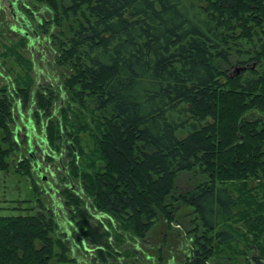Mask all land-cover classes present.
<instances>
[{
  "label": "trees",
  "instance_id": "1",
  "mask_svg": "<svg viewBox=\"0 0 264 264\" xmlns=\"http://www.w3.org/2000/svg\"><path fill=\"white\" fill-rule=\"evenodd\" d=\"M48 3L58 12L55 23H66L70 33H63L67 43L58 40V65L71 73L58 90L45 88L32 96L34 81L27 74L24 89L0 92V171L9 170L16 147L15 105L35 99L36 116L41 118L42 111L51 116L58 93H67L60 121L68 123L69 110L77 106L83 118L79 131L97 133L101 167L95 175L87 173L78 161L84 156L80 136L59 131L58 121L49 120L43 137L51 147L57 141L61 151L66 147L72 175L94 199V209L143 235L154 224L156 209L166 215L178 204L192 208L205 230L196 264H234L233 253L219 247L235 237L218 229L237 217L239 200L229 182L264 179V75L252 69L243 70L250 78L229 75L232 40L264 32V0ZM261 50L255 61L264 58V42ZM22 161L31 175L30 159ZM185 175L192 181L183 180ZM64 193L82 239L97 247L99 262L108 263L109 231L91 224L81 193L72 188ZM44 210L41 203L32 215L0 216V264H74L64 241L52 235L59 228L53 210ZM244 218L250 223L249 216ZM257 218L244 224L257 249L250 264H264V217Z\"/></svg>",
  "mask_w": 264,
  "mask_h": 264
},
{
  "label": "rangeland",
  "instance_id": "2",
  "mask_svg": "<svg viewBox=\"0 0 264 264\" xmlns=\"http://www.w3.org/2000/svg\"><path fill=\"white\" fill-rule=\"evenodd\" d=\"M57 14L48 0H0L1 93L3 90L6 92V89L9 94L24 89L27 74L34 81L31 86L32 96L45 88L58 90L63 86L71 71L68 67L58 65L62 52L58 40L67 43L63 33L66 32L68 37L70 33L66 23L62 26L55 23ZM263 42L262 31L251 40H232L234 53L233 69L229 73L231 77L244 73V78H250V71H239L243 67L257 71L259 76L264 75V58L261 62L255 61L258 53L262 52ZM25 62H29L30 66ZM58 94L60 98L54 101L51 116L44 115L43 111L41 118L36 116L39 108L35 99L28 106L24 100L20 106L15 105L13 139L16 140V147L9 161V170L0 171V216L32 215L33 211L41 210L42 203L47 211L53 210L59 228L52 235L56 240L64 241L69 250L68 256L75 260L74 264H104L99 262L97 247H92L87 237L82 239L81 232L72 222V215L65 204L68 198L64 193L72 188V193H81L86 199L91 224H102L109 231L107 236L112 244V255L106 264H196V254L200 251L198 240L205 230L197 216L191 214L192 208L180 206L179 209L178 204L168 207L166 215L156 209L154 224L143 235L135 233L123 220L102 215L94 209V199H90L92 196L85 192L81 180L72 175L69 167L72 159L67 150H60L61 141L51 147L50 142L43 137H46L45 129L49 120L58 121L59 131L66 128L69 133L77 131L80 136L79 145L83 148L84 156L78 158V161L87 173L95 175L101 167L99 155L95 154L97 133L89 129L79 131L80 119L83 118L77 115L76 105H72L68 113L69 122L64 125L60 120L63 117L62 110L67 109L69 104V96L67 93ZM12 97L22 99L16 95ZM31 151H34V156ZM23 159H30L31 175L20 165ZM185 176L183 180L192 181V175ZM252 180L244 183L229 182L228 185L236 190L234 194L239 200L237 217L222 222L218 229V232H228L235 237L233 241L219 247L226 253H233L234 264H250L254 254H257L253 237L245 235L248 229L244 225L247 224L244 216L251 218L248 224L258 220L257 217H264V179ZM246 184L249 186L245 187ZM196 226L200 227L198 231ZM254 230L257 229H253L252 234ZM215 233L208 234L214 236ZM261 242L264 243V238ZM56 251H59L58 248ZM150 256L154 260H150ZM209 264H215V260Z\"/></svg>",
  "mask_w": 264,
  "mask_h": 264
},
{
  "label": "water",
  "instance_id": "3",
  "mask_svg": "<svg viewBox=\"0 0 264 264\" xmlns=\"http://www.w3.org/2000/svg\"><path fill=\"white\" fill-rule=\"evenodd\" d=\"M245 69H247L246 67H243V68H241L239 71H243V70H245ZM31 154L34 156V151H31Z\"/></svg>",
  "mask_w": 264,
  "mask_h": 264
},
{
  "label": "flooded vegetation",
  "instance_id": "4",
  "mask_svg": "<svg viewBox=\"0 0 264 264\" xmlns=\"http://www.w3.org/2000/svg\"><path fill=\"white\" fill-rule=\"evenodd\" d=\"M72 145V144H71ZM73 146V145H72ZM63 150H66V147H64V149ZM44 152V151H43ZM39 171H40V168H39ZM150 258V260H154V257H149ZM153 262V261H152Z\"/></svg>",
  "mask_w": 264,
  "mask_h": 264
}]
</instances>
